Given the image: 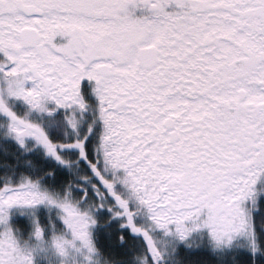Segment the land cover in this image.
<instances>
[{
	"label": "snow or ice",
	"instance_id": "6c2138e0",
	"mask_svg": "<svg viewBox=\"0 0 264 264\" xmlns=\"http://www.w3.org/2000/svg\"><path fill=\"white\" fill-rule=\"evenodd\" d=\"M0 264H264V0H0Z\"/></svg>",
	"mask_w": 264,
	"mask_h": 264
}]
</instances>
